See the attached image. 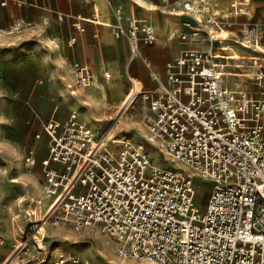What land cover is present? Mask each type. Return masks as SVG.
I'll list each match as a JSON object with an SVG mask.
<instances>
[{
    "label": "built area",
    "instance_id": "built-area-1",
    "mask_svg": "<svg viewBox=\"0 0 264 264\" xmlns=\"http://www.w3.org/2000/svg\"><path fill=\"white\" fill-rule=\"evenodd\" d=\"M251 1L205 13L200 7L207 0H181L191 20L178 34L179 55L166 80L155 78L156 90L138 97L147 142L171 168L157 165L145 142L128 133L97 137L74 117L44 124L48 157L41 166L54 226L98 229L121 244L120 258L149 264H264V22L241 23L228 36L235 20L250 16ZM114 15V37L125 38L132 57L150 67L141 47L155 44V27L144 21L126 27L121 9ZM28 25L18 19L14 27ZM71 74L72 93L93 79L78 62ZM230 76L244 78L250 88L228 87ZM40 137L23 149L29 168L39 163ZM196 180L212 183L204 208L196 203ZM40 234L38 227L27 233L18 255L27 254ZM5 245L0 237V248ZM52 263L91 264L76 255Z\"/></svg>",
    "mask_w": 264,
    "mask_h": 264
},
{
    "label": "rangeland",
    "instance_id": "rangeland-1",
    "mask_svg": "<svg viewBox=\"0 0 264 264\" xmlns=\"http://www.w3.org/2000/svg\"><path fill=\"white\" fill-rule=\"evenodd\" d=\"M14 23L15 18L9 19V30L0 31V236L6 240V245L0 250V264L7 262L24 236L36 227H43V232L38 237L43 236L45 249L40 250V245L30 243L28 253L16 257L18 264H53L58 247L62 249L58 256L76 255L91 264H149L120 258L117 250L121 244L98 229L76 232L68 226H54L51 218L44 221L49 211L45 198L44 174L39 163L34 168L25 165V144L39 134L38 158L46 157L49 139L43 126L53 115L60 119L76 117L100 137L112 126L113 114L119 106L116 99L117 85L113 82V77L104 82L108 85L102 108L85 96L88 91L78 96L70 95L58 79L69 42L59 41L52 33L50 39H44L35 29H15ZM235 72L241 71L236 69ZM120 79L121 84L123 82L129 88L128 77ZM239 81L230 76L226 78V85L235 89L250 88L244 78ZM91 86L92 83L89 87ZM260 93L257 96L261 97ZM126 114L118 122L111 137L128 133L137 141L145 142V147L157 165L171 168L168 160L147 142L148 131L143 122L141 100L137 99ZM108 147L113 151H120L122 148L116 144H108ZM176 167L185 170L180 165ZM186 172L190 176V171ZM195 184L196 203L204 208L212 183L196 180ZM33 198L40 202L31 203ZM45 233L47 237L44 239Z\"/></svg>",
    "mask_w": 264,
    "mask_h": 264
},
{
    "label": "crops",
    "instance_id": "crops-1",
    "mask_svg": "<svg viewBox=\"0 0 264 264\" xmlns=\"http://www.w3.org/2000/svg\"><path fill=\"white\" fill-rule=\"evenodd\" d=\"M169 1L166 5L165 0H111V6H109L105 0H8L6 5L2 6V0H0V31L9 30L8 24L11 18H15V23L18 19H25L29 25L24 28L35 29V32L44 39L46 37L50 39V33H52L51 35L59 41H68L69 47L63 58L65 63L58 74V79L65 86L67 93L78 96L88 91L85 96L102 108L105 105L108 85L104 82H108L113 77V82L117 85L116 99L121 106L122 100L132 89L133 80L138 83L143 92L156 90L158 84L155 78L166 80L169 64L173 63L179 55L181 45L178 34L187 29L185 22L191 19L182 14L181 0ZM207 1L208 6L200 7L205 13L224 11L231 2L238 0ZM116 9H121L126 27L130 21H144L155 27L158 36L155 44L141 47L142 58L150 64V67L141 58L132 57L130 45L125 38L117 39L112 34L111 26L115 23ZM205 13L201 16L202 18L205 17ZM94 17H97L96 21ZM250 20L264 22V0H252L250 16L235 20L228 36L236 33L241 23ZM72 40L75 41L72 43ZM61 51L59 47V52ZM75 62L80 63L84 69L92 73L93 79L86 88L72 93L68 86L73 83L71 65ZM124 76L130 80L129 88H126L123 82L121 84L120 78ZM52 118L66 123L72 117L60 119L53 115L50 119ZM112 123V126L116 124L114 120ZM126 126L129 127L128 124ZM132 139L137 141L133 137ZM33 140L34 138L25 146ZM47 155L46 147L45 156L48 157ZM42 159L38 158L40 165Z\"/></svg>",
    "mask_w": 264,
    "mask_h": 264
},
{
    "label": "bare ground",
    "instance_id": "bare-ground-1",
    "mask_svg": "<svg viewBox=\"0 0 264 264\" xmlns=\"http://www.w3.org/2000/svg\"><path fill=\"white\" fill-rule=\"evenodd\" d=\"M132 89H130V91L128 92V94L126 95V97L122 100L121 102V106H119L116 114L114 115V126H110L108 129L105 130V132L103 133V135L105 134V137L108 138L112 132H113V129L114 127L119 124L118 122H121L125 115H127L126 113L130 110V108L132 107L133 103L138 99V97L140 95L143 94V91L139 88V85L138 83L133 80V86L131 87ZM40 201L37 199H31V203H39ZM34 211V210H33ZM36 217V216H35ZM39 217V216H38ZM51 217V214L50 212L48 211L46 216L44 217V221H48V219ZM36 220V218H35ZM43 227L39 228V230L41 231V233L43 232ZM43 235V234H42ZM47 237L46 233H45V236H44V239ZM44 240H42L41 237H37L36 238V242L38 245H40V250H44L45 249V244L43 242ZM21 245L18 246V248L16 249L17 251H15L11 256L10 258L7 260V262H5V264H18L19 262L16 261V257L18 255V253H20V251L24 248V245L23 242L20 243ZM61 248L58 247L57 250H56V255L58 256L60 253H61Z\"/></svg>",
    "mask_w": 264,
    "mask_h": 264
}]
</instances>
